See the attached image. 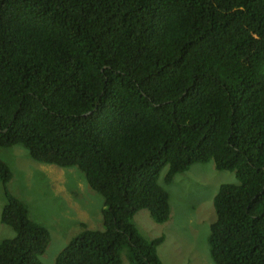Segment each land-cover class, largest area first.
<instances>
[{
    "label": "trees",
    "instance_id": "trees-1",
    "mask_svg": "<svg viewBox=\"0 0 264 264\" xmlns=\"http://www.w3.org/2000/svg\"><path fill=\"white\" fill-rule=\"evenodd\" d=\"M77 168L104 199L55 264H164L134 218L171 217L164 185L198 163L235 173L214 197V264H264V0H0V147ZM0 264H43L52 237L9 191Z\"/></svg>",
    "mask_w": 264,
    "mask_h": 264
},
{
    "label": "rangeland",
    "instance_id": "rangeland-1",
    "mask_svg": "<svg viewBox=\"0 0 264 264\" xmlns=\"http://www.w3.org/2000/svg\"><path fill=\"white\" fill-rule=\"evenodd\" d=\"M0 159L9 164L13 173L8 184L11 194L27 205L33 221L51 233L43 264H55L62 250L85 228L104 230V199L91 189L80 170L36 162L20 145L0 147ZM166 172L167 169L162 172L159 182L170 195V220L159 224L147 210H141L134 218L137 228L148 240L165 238L158 247L164 264H214L208 242L211 225L216 221L214 197L221 185L238 183L235 173L218 171L214 161L198 163L166 186L163 183ZM5 204L0 183V242L16 236L9 226L1 223ZM123 264H131L126 253Z\"/></svg>",
    "mask_w": 264,
    "mask_h": 264
}]
</instances>
